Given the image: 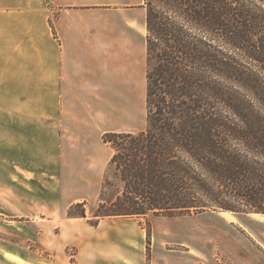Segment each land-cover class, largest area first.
<instances>
[{
	"label": "trees",
	"instance_id": "16d2710c",
	"mask_svg": "<svg viewBox=\"0 0 264 264\" xmlns=\"http://www.w3.org/2000/svg\"><path fill=\"white\" fill-rule=\"evenodd\" d=\"M145 7L146 127L103 135L114 155L93 216L83 202L68 217L264 215V0Z\"/></svg>",
	"mask_w": 264,
	"mask_h": 264
},
{
	"label": "crops",
	"instance_id": "0c3cea01",
	"mask_svg": "<svg viewBox=\"0 0 264 264\" xmlns=\"http://www.w3.org/2000/svg\"><path fill=\"white\" fill-rule=\"evenodd\" d=\"M19 2L40 5L7 11ZM147 15L145 0H0V199L4 203L15 207L24 200L26 207L35 209L48 203L37 201L33 190L38 188L40 171L43 199H49L44 182L48 169H38L37 161L64 151L63 136L72 135L70 143L78 151L86 135L124 133L118 128L133 130L142 120ZM23 170L31 177L24 198ZM7 213L13 212L0 206V214ZM121 225L110 223L103 237L87 243L91 263L100 261H93L98 254L106 259L113 246L125 254L133 252L132 235L117 230ZM25 254L0 237L2 262L30 264Z\"/></svg>",
	"mask_w": 264,
	"mask_h": 264
},
{
	"label": "rangeland",
	"instance_id": "374dc122",
	"mask_svg": "<svg viewBox=\"0 0 264 264\" xmlns=\"http://www.w3.org/2000/svg\"><path fill=\"white\" fill-rule=\"evenodd\" d=\"M39 5V2H19L16 8L7 11H23ZM146 110L145 103L144 117L133 130L146 127ZM118 130L133 131L122 127ZM103 135L98 132L84 136L85 145L76 151L75 143H70L72 135L67 134L63 136L67 142L64 151L38 157L37 168L48 169L44 182L47 180L49 199H43L45 192L38 171V188H32L37 201L48 203L37 206L36 214L27 213L36 209L26 207L24 200L13 207L0 199V206L13 212L0 214V237L25 251L24 257L30 264H95L88 256L87 243L103 237L110 223L123 224L117 230L132 235L133 252L125 254L113 246L106 259H101L102 254L93 258L100 260L96 264H264V219L252 214H235L233 221L217 211L178 218H107L101 226L91 227L88 219L93 216L104 174L114 155L113 149L104 144ZM29 174L22 172L23 198L27 194L25 187H30L26 183ZM109 182L112 186L106 197L112 198L119 190V183L114 178H109ZM74 196L81 199L73 204L86 202L88 219L68 217L73 205L69 201L78 199Z\"/></svg>",
	"mask_w": 264,
	"mask_h": 264
},
{
	"label": "bare ground",
	"instance_id": "6f19581e",
	"mask_svg": "<svg viewBox=\"0 0 264 264\" xmlns=\"http://www.w3.org/2000/svg\"><path fill=\"white\" fill-rule=\"evenodd\" d=\"M220 214H222L223 216H225L230 221H233L234 220V215L235 214H233V213L221 212ZM251 216H256V217H259L261 219H264V215H261V214H252Z\"/></svg>",
	"mask_w": 264,
	"mask_h": 264
}]
</instances>
